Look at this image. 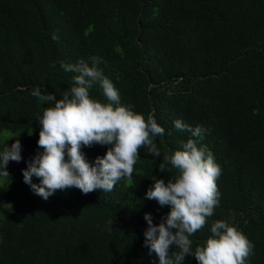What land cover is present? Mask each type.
<instances>
[{"label":"trees","instance_id":"16d2710c","mask_svg":"<svg viewBox=\"0 0 264 264\" xmlns=\"http://www.w3.org/2000/svg\"><path fill=\"white\" fill-rule=\"evenodd\" d=\"M91 56L103 58L122 105L165 129L154 138L161 156L140 149L132 181L111 192L70 188L45 201L22 173L42 152L37 117L49 106L31 93L59 100L75 75L61 62ZM90 96L109 102L98 84ZM177 119L208 129L200 143L222 169L219 204L190 237L193 251L224 220L254 246L246 264H264V0H0V134L25 133L22 160L0 175L10 182L0 187V264H159L145 246L144 217L159 224L171 206L145 196L152 178L176 175L159 164L190 138ZM15 141H0V151ZM108 147L82 151L94 164Z\"/></svg>","mask_w":264,"mask_h":264},{"label":"clouds","instance_id":"9594fccd","mask_svg":"<svg viewBox=\"0 0 264 264\" xmlns=\"http://www.w3.org/2000/svg\"><path fill=\"white\" fill-rule=\"evenodd\" d=\"M52 39L58 36L54 33ZM102 62L100 56L81 58L75 63L61 62L65 72L75 75L73 85L59 100L56 93H42L38 87L31 93L49 106L37 117L40 126L37 144L42 152L28 162L22 173L32 192L45 201L57 190L70 188L85 195L97 189L111 192L121 180L132 181L140 149L161 156L154 138L164 135L165 129L151 114L145 119L143 114L120 103L118 89L99 67ZM51 66L55 68V62ZM96 84L108 103L90 96V89ZM174 126L180 132L190 133V138L182 142V150L163 155L159 164L162 173L170 164L176 170L175 177L167 182L152 178L155 183L146 192V199L155 200L162 207L171 206V211L159 224L153 222L151 213L145 214L148 225L144 232L145 246L159 257V264H184L188 256L194 257L198 264H246L254 246L224 220H216L211 225L212 235L193 251L190 237L206 225L219 204L216 181L222 169L211 150L200 143L208 129L190 126L179 119ZM96 144L110 147L93 164L82 148ZM21 151L19 139L0 151V175L10 176L8 164L20 162ZM33 177L40 182L34 183ZM173 247L178 251H170Z\"/></svg>","mask_w":264,"mask_h":264},{"label":"rangeland","instance_id":"374dc122","mask_svg":"<svg viewBox=\"0 0 264 264\" xmlns=\"http://www.w3.org/2000/svg\"><path fill=\"white\" fill-rule=\"evenodd\" d=\"M24 134L25 133H22V132L12 133L8 131H3L0 134V141L8 140V139H17V138L22 137ZM0 187L6 190L10 187V182L4 179H0Z\"/></svg>","mask_w":264,"mask_h":264}]
</instances>
